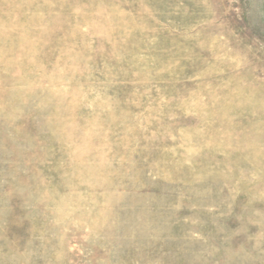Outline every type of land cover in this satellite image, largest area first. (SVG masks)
<instances>
[{"label": "rangeland", "instance_id": "obj_1", "mask_svg": "<svg viewBox=\"0 0 264 264\" xmlns=\"http://www.w3.org/2000/svg\"><path fill=\"white\" fill-rule=\"evenodd\" d=\"M0 264H264V0H0Z\"/></svg>", "mask_w": 264, "mask_h": 264}]
</instances>
